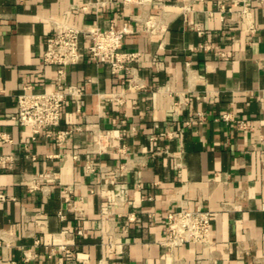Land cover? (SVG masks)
<instances>
[{
	"label": "crops",
	"instance_id": "crops-1",
	"mask_svg": "<svg viewBox=\"0 0 264 264\" xmlns=\"http://www.w3.org/2000/svg\"><path fill=\"white\" fill-rule=\"evenodd\" d=\"M64 23H129L142 56L115 74L81 36L59 78L42 56ZM59 80L60 124L33 138L17 96ZM199 206L209 245L170 249L168 212ZM0 264H264V0H0Z\"/></svg>",
	"mask_w": 264,
	"mask_h": 264
},
{
	"label": "built area",
	"instance_id": "built-area-1",
	"mask_svg": "<svg viewBox=\"0 0 264 264\" xmlns=\"http://www.w3.org/2000/svg\"><path fill=\"white\" fill-rule=\"evenodd\" d=\"M124 4L136 3L144 5L150 0H122ZM220 9L224 5L219 4ZM245 12V10H244ZM146 29L154 30L156 23L145 22ZM133 33V27L124 23L121 27L111 26L108 29H84L70 23H64L46 40V48L42 60L44 64L57 67L59 78L66 68L79 63L81 59L80 37L90 41L88 52L98 62L107 64L112 73L118 74L128 68L130 62L138 60L141 52L123 51L125 36ZM68 91L62 80L56 89L49 92H22L17 96V114L15 119L36 137L44 128L56 127L60 124L62 108L67 102ZM122 94H112L110 98L122 101ZM225 118H227L225 116ZM242 127H247L245 121H240ZM69 129L58 130L57 139L63 142ZM213 214L210 210L197 207L193 210L170 211L167 214V234L165 244L170 248L188 244L200 243L208 246L210 243Z\"/></svg>",
	"mask_w": 264,
	"mask_h": 264
}]
</instances>
